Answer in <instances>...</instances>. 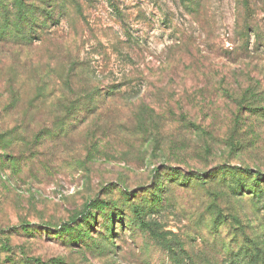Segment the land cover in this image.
Wrapping results in <instances>:
<instances>
[{
    "label": "rangeland",
    "instance_id": "obj_1",
    "mask_svg": "<svg viewBox=\"0 0 264 264\" xmlns=\"http://www.w3.org/2000/svg\"><path fill=\"white\" fill-rule=\"evenodd\" d=\"M0 1V264L264 252V0Z\"/></svg>",
    "mask_w": 264,
    "mask_h": 264
},
{
    "label": "trees",
    "instance_id": "obj_2",
    "mask_svg": "<svg viewBox=\"0 0 264 264\" xmlns=\"http://www.w3.org/2000/svg\"><path fill=\"white\" fill-rule=\"evenodd\" d=\"M1 3L2 2L0 1V6H1ZM12 16H14L17 19V23L14 24V23L8 22L10 19H12ZM6 19H7V22H5V24H2L3 22L0 23V29H2V30H0V41H3L5 39H10V40L15 41L19 37V34H20L19 32L23 29L22 27H24V23H23L24 19H23V17L20 16V6L17 7L16 13H13V11L7 10L6 11ZM249 19H251V18H249ZM45 21L47 23H52L53 22V16L50 13H48L47 17L45 18ZM55 24L59 25L58 22H56ZM249 24H250V22H246V24H245L247 27V31L245 33L247 40L250 41V38L254 34L257 36L258 45L264 43L262 41V38L259 35V33H257L258 29L255 28V29L249 31V29H250ZM21 32L25 33L23 30ZM36 33L37 32H35L32 29L27 34H23V37H22L23 42L25 44L32 45L34 43V41L37 39ZM246 172H248V171H246ZM255 185L259 190H262V187H264V175L259 174L256 177V184ZM228 186L234 192L239 191L238 189L241 188V187H238V189H235V188H233L234 186H230V185H228ZM241 189L244 190L242 192L244 194H252L255 197L256 204L259 205V203H261V206L262 207L264 206V195L261 196V195L257 194L256 190L251 191L246 187H243ZM260 193H262V192H260ZM135 211L139 216L141 215L140 210L136 209ZM253 247H256L257 249L252 250L251 247L243 248L242 250H240V252H237L232 257L228 258L225 263L226 264H264V252L260 251L258 245L253 246Z\"/></svg>",
    "mask_w": 264,
    "mask_h": 264
}]
</instances>
